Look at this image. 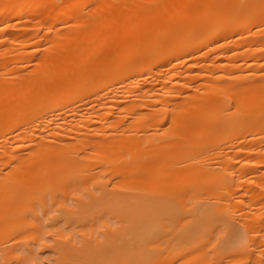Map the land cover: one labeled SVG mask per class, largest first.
Listing matches in <instances>:
<instances>
[{"label": "bare ground", "instance_id": "6f19581e", "mask_svg": "<svg viewBox=\"0 0 264 264\" xmlns=\"http://www.w3.org/2000/svg\"><path fill=\"white\" fill-rule=\"evenodd\" d=\"M72 1L68 11L89 2ZM194 1L95 0L112 17L87 21L82 11V32L61 43L70 13L58 0H0V21H33L42 4L41 20H51L31 43L43 48L36 64L9 70L13 78L0 72V264L36 259L38 245L55 264H264V189L246 201L241 192L250 170L264 180V154L239 158L253 142L264 149V72L241 73L264 64V32L241 39L254 21L264 29V0H218L212 12ZM221 39H233L232 54L248 52L243 66L222 60L226 71L200 84L189 68L139 85L138 72L159 59ZM121 95L127 104L115 111ZM66 108L101 120L59 126Z\"/></svg>", "mask_w": 264, "mask_h": 264}, {"label": "rangeland", "instance_id": "374dc122", "mask_svg": "<svg viewBox=\"0 0 264 264\" xmlns=\"http://www.w3.org/2000/svg\"><path fill=\"white\" fill-rule=\"evenodd\" d=\"M68 1H72V0H58V2H60L59 7L63 8L60 9L62 11H67L70 13L69 18L64 21L65 24L62 25L61 23H56L52 24V28L53 29H57L59 26L62 28H59L58 30V34L60 36H64L61 43H63L64 41H66L67 39H69L70 37H72L73 35H75L76 33H80L82 32L83 26L81 27H76V24H78L79 22V13H81L82 11H87L90 9L89 14H87V17H85L87 21H89L90 19H93L95 17H99V18H110L112 17L111 15V7H107L103 10H100L99 12L96 10V4L97 2H95V0H89V2H87V4L84 6L81 3H74L71 7V9L68 11L66 8L67 2ZM128 2V0H111L112 3H118V2ZM217 1L218 0H196L192 4V7L194 5L197 4V6L199 5V8L201 7V3H206V8L212 12L215 10V5H217ZM73 2V1H72ZM59 4V3H58ZM43 5V4H42ZM42 5H39L42 7ZM39 6H37V10L34 9L35 11L30 12V14H33L32 16H37V18L32 21L31 18L29 16L23 15L20 18L17 16H9L4 18V21H0V27L2 26H6L8 25L9 28L7 30L4 31V33H2L0 35V39H3V42L0 45V66H2V64H4L5 67H0V72H5L4 77H11L13 78V76H15V74H11V72L9 70H11L13 72V70L15 69H22L21 67H25V68H31L36 64L35 59L37 58V56L41 55L43 53L42 51V47H40L41 49L38 48V50H35L36 47L32 46L31 43L32 41L39 39L40 37H42V34L46 33V31L49 29V25L50 22L49 21H45V20H41V16L39 14V11L42 9ZM63 6V7H62ZM84 7V8H82ZM225 9L227 8V6H223ZM61 11V12H62ZM38 12V14H37ZM63 14V13H61ZM73 14V15H72ZM64 15V14H63ZM57 16V15H56ZM30 19H29V18ZM54 17V16H53ZM57 18V17H56ZM53 21H55V19ZM30 21H29V20ZM122 22L125 23L126 19H122ZM44 23V24H43ZM53 23V22H52ZM26 24L29 25H40L41 26V30H39L37 33H35V35L33 36H29V35H23L22 31H20L23 27H25ZM67 25V26H66ZM65 26V27H64ZM263 26V24L260 21H254L253 24L249 25V27L241 30L242 33V37L241 39H249L250 35L249 34V29L250 31H259L261 33L264 32V29H262L261 27ZM191 28V27H190ZM32 31V30H31ZM32 34V33H31ZM68 36V37H66ZM65 37L67 39H65ZM233 40V39H232ZM231 40V44L229 43V39H221L218 40L216 42H209L206 45L200 46L195 43L193 44V47H196L194 50L190 51V52H186V53H181L179 54L178 57H171L168 59H159V61L156 62L155 66H153L152 68H148L146 69L142 74H140L138 72V77H137V81L139 83V85L143 86V87H147L149 86L152 81L153 78L155 77V75L159 72H163L166 73L168 70H170L171 72H176V71H182L183 74L185 75L186 70L187 69H192L189 72H191L192 74H195L194 76L196 77L193 82V84H200L201 81L204 80L203 74H210L209 71H214L216 74L218 73H222L225 72L226 70L224 68H222L221 66L218 67V64H221V61L223 60L224 62L227 60H231L230 62L233 63V67H239L240 65L243 66L244 63V59L245 58H249V54L248 52H239V53H235L232 54V50L230 48L233 47V43ZM48 44L44 45L47 46ZM258 44H256L255 46H257ZM95 47V46H94ZM229 49V50H228ZM240 50H243L244 47H240ZM93 51L96 52V58H100L101 53L100 51H96V49L93 48ZM177 52V51H176ZM250 53V52H249ZM229 56V57H227ZM28 60V62H27ZM248 61V60H247ZM259 64L256 68H249L248 70H242L241 73H249V74H254L260 71V69H262V71L264 72V64H261L263 62V58H261L259 60ZM225 68H231L232 66H224ZM24 68V69H25ZM166 76V74H165ZM192 76H190L191 78ZM186 79H189V77H185ZM9 83V82H7ZM203 86H205L204 84H202ZM201 85V86H202ZM205 96V95H204ZM129 98L130 99H134L135 98V92L134 91H130L129 92ZM119 99H121V101L119 102V104L117 106L120 107H115V111H118L119 109H121L122 111L124 109H122V107L126 106L127 103H125V99L123 97V95H121L119 97ZM96 107L98 106L95 105ZM91 113L85 112L84 109H80L79 112L77 114L74 115L73 118H80L82 117L83 119H85L86 116L90 115L89 118L92 121H100L101 120V116L98 115L97 111L95 110H91ZM71 109L70 108H66L64 110V112L62 113L61 117L59 118V126L61 125H65L66 127L69 125V122L74 121L72 120V116H71ZM81 113V114H80ZM98 122H96L98 124ZM2 139V138H0ZM242 143H244L245 145H249L251 144V142H253L252 139H250L249 135L246 136V138L244 140L241 141ZM253 147H251L252 152L249 154H245L243 153L239 158H241V161L244 160H252V159H259V149L261 151V154H264V149L261 148V146H258L259 144L256 142H253ZM1 149V148H0ZM240 161V162H241ZM252 172L248 173L246 178V183L248 186H251L252 182H255L256 184V188L254 190H250L248 189V186H246L244 183L241 185V192L244 193V195L242 196V199L244 201H246L247 199H249L251 197V194L254 191H258V192H262L264 189V180L262 179H258V175L261 173V168H255L253 170H250ZM104 230L103 226H99L98 228H95V234L98 237L102 236V231ZM82 233L78 232L77 234H75L74 239L78 242V243H82V240L84 238H87V232L86 231H81ZM80 233V234H79ZM86 233V234H84ZM86 235V236H83ZM50 237H55V236H50ZM52 239L49 238V242H51ZM36 251L38 252V255L36 257V259L34 260H25L22 261L20 263H18L17 260H15L14 258H11L10 261H8V263L10 262V264H55V258L56 255L52 252V250L49 247H45L42 249L40 248V245H38L36 247ZM85 262H82V264Z\"/></svg>", "mask_w": 264, "mask_h": 264}]
</instances>
